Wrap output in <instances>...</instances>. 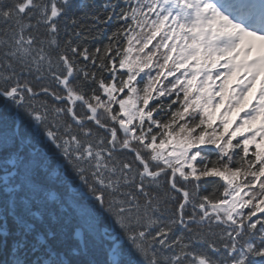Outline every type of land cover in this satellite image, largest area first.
<instances>
[{"label": "snow or ice", "instance_id": "6c2138e0", "mask_svg": "<svg viewBox=\"0 0 264 264\" xmlns=\"http://www.w3.org/2000/svg\"><path fill=\"white\" fill-rule=\"evenodd\" d=\"M0 264H264V0H0Z\"/></svg>", "mask_w": 264, "mask_h": 264}]
</instances>
